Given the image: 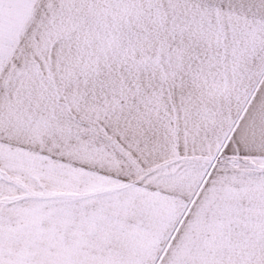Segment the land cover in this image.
Returning <instances> with one entry per match:
<instances>
[{
  "label": "snow or ice",
  "instance_id": "6c2138e0",
  "mask_svg": "<svg viewBox=\"0 0 264 264\" xmlns=\"http://www.w3.org/2000/svg\"><path fill=\"white\" fill-rule=\"evenodd\" d=\"M0 264H264V0H0Z\"/></svg>",
  "mask_w": 264,
  "mask_h": 264
}]
</instances>
